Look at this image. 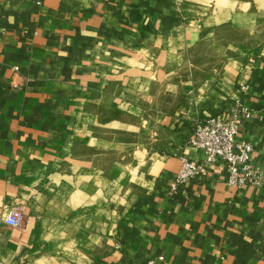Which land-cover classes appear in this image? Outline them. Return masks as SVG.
I'll return each instance as SVG.
<instances>
[{
  "label": "crops",
  "instance_id": "obj_1",
  "mask_svg": "<svg viewBox=\"0 0 264 264\" xmlns=\"http://www.w3.org/2000/svg\"><path fill=\"white\" fill-rule=\"evenodd\" d=\"M237 104L262 184L171 194ZM148 261L264 264V0H0V264Z\"/></svg>",
  "mask_w": 264,
  "mask_h": 264
},
{
  "label": "built area",
  "instance_id": "obj_2",
  "mask_svg": "<svg viewBox=\"0 0 264 264\" xmlns=\"http://www.w3.org/2000/svg\"><path fill=\"white\" fill-rule=\"evenodd\" d=\"M14 70H17V67H14ZM240 86L242 90L247 88L246 85ZM249 115L250 111L246 107L237 104L227 116L216 113L201 120H194L187 146L201 151L203 158L200 161L181 158L180 169L169 185L170 193L175 194L179 187L202 179L207 166L216 162L225 165L229 187H259L262 184V171L252 162L253 148L248 143L236 141L238 119ZM4 221L10 227H20L24 215L21 210L12 208L6 212Z\"/></svg>",
  "mask_w": 264,
  "mask_h": 264
},
{
  "label": "rangeland",
  "instance_id": "obj_3",
  "mask_svg": "<svg viewBox=\"0 0 264 264\" xmlns=\"http://www.w3.org/2000/svg\"><path fill=\"white\" fill-rule=\"evenodd\" d=\"M191 78H192V76H190L189 74L187 75V77H186V79H184L183 80V82H185V83H187V84H185V88H187V89H190V88H192V86L190 85V84H188V82L189 81H191ZM173 81H176V79H175V77H173V79H172ZM176 83V82H175ZM171 88V87H170ZM169 88V89H170ZM172 89H174L175 91H173V90H170L169 92H168V94H170L169 96H173V97H175V96H177V95H181L179 92H180V86H179V88L178 87H173ZM171 103H173V102H169V104H171ZM175 103V102H174ZM164 153H166V154H171V151L169 150V151H164Z\"/></svg>",
  "mask_w": 264,
  "mask_h": 264
}]
</instances>
